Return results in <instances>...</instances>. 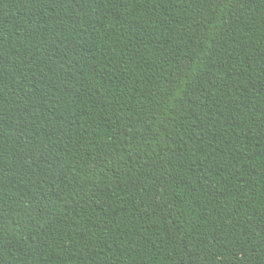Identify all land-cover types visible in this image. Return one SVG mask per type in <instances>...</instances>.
<instances>
[{
    "label": "trees",
    "instance_id": "16d2710c",
    "mask_svg": "<svg viewBox=\"0 0 264 264\" xmlns=\"http://www.w3.org/2000/svg\"><path fill=\"white\" fill-rule=\"evenodd\" d=\"M0 264H264V0H0Z\"/></svg>",
    "mask_w": 264,
    "mask_h": 264
}]
</instances>
